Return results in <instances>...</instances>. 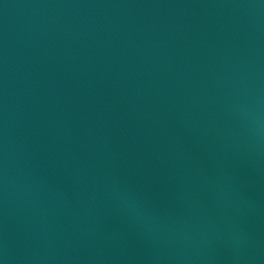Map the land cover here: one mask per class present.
<instances>
[{
    "label": "water",
    "instance_id": "95a60500",
    "mask_svg": "<svg viewBox=\"0 0 264 264\" xmlns=\"http://www.w3.org/2000/svg\"><path fill=\"white\" fill-rule=\"evenodd\" d=\"M0 264H264V0H0Z\"/></svg>",
    "mask_w": 264,
    "mask_h": 264
}]
</instances>
